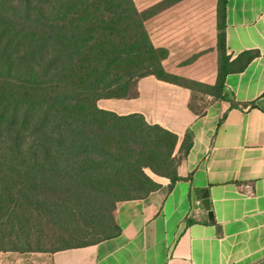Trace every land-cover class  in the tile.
I'll use <instances>...</instances> for the list:
<instances>
[{"label": "trees", "instance_id": "16d2710c", "mask_svg": "<svg viewBox=\"0 0 264 264\" xmlns=\"http://www.w3.org/2000/svg\"><path fill=\"white\" fill-rule=\"evenodd\" d=\"M179 1L139 11L134 0H0V253H54L117 237L118 204L161 187L147 171L170 189L181 179L190 131L175 153L176 134L97 101L135 98L137 80L154 75L188 87L198 115L201 94L247 106L229 96L226 76L259 52L228 54V0L217 2L215 85L164 69L168 53L154 47L145 22Z\"/></svg>", "mask_w": 264, "mask_h": 264}, {"label": "crops", "instance_id": "0c3cea01", "mask_svg": "<svg viewBox=\"0 0 264 264\" xmlns=\"http://www.w3.org/2000/svg\"><path fill=\"white\" fill-rule=\"evenodd\" d=\"M134 1L143 11L163 0ZM217 2L181 0L146 20L152 44L168 53L162 61L168 74L218 81ZM226 23L232 58L259 52L244 71L226 76L229 96L247 106L201 94L198 115L189 108L188 87L154 75L137 80L135 98L97 101L100 109L141 113L176 134L175 153L187 131L193 146L172 189L169 179L151 173L157 191L118 204L117 237L56 251L51 264H264V0H228ZM205 191L213 222L198 204Z\"/></svg>", "mask_w": 264, "mask_h": 264}, {"label": "rangeland", "instance_id": "374dc122", "mask_svg": "<svg viewBox=\"0 0 264 264\" xmlns=\"http://www.w3.org/2000/svg\"><path fill=\"white\" fill-rule=\"evenodd\" d=\"M150 175L151 172L147 171ZM58 244H48L46 247L52 249ZM51 252H35V253H0V264H51L48 261V257L51 255Z\"/></svg>", "mask_w": 264, "mask_h": 264}, {"label": "water", "instance_id": "95a60500", "mask_svg": "<svg viewBox=\"0 0 264 264\" xmlns=\"http://www.w3.org/2000/svg\"><path fill=\"white\" fill-rule=\"evenodd\" d=\"M208 192L205 191V193L203 194L201 200L199 201V206L203 209V210H207L208 212V215H209V221L210 222H213L214 220V214L213 212L211 211V207H210V202L208 200ZM217 230L218 232L220 233V227L217 226Z\"/></svg>", "mask_w": 264, "mask_h": 264}]
</instances>
